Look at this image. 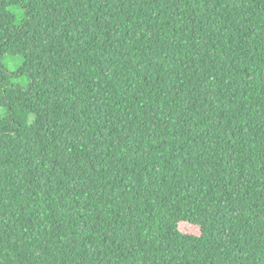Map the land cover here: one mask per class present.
I'll return each mask as SVG.
<instances>
[{
  "label": "trees",
  "instance_id": "obj_1",
  "mask_svg": "<svg viewBox=\"0 0 264 264\" xmlns=\"http://www.w3.org/2000/svg\"><path fill=\"white\" fill-rule=\"evenodd\" d=\"M0 264H264V0H0Z\"/></svg>",
  "mask_w": 264,
  "mask_h": 264
},
{
  "label": "rangeland",
  "instance_id": "obj_2",
  "mask_svg": "<svg viewBox=\"0 0 264 264\" xmlns=\"http://www.w3.org/2000/svg\"><path fill=\"white\" fill-rule=\"evenodd\" d=\"M16 13L18 14V23L21 21V15L22 11L19 9H15ZM21 64V59L19 58H11L9 60H6L4 62V65L10 70V71H15L16 67ZM179 228L182 232L188 233V234H194V235H199L200 234V229L198 227H195L191 224L187 223H181L179 225Z\"/></svg>",
  "mask_w": 264,
  "mask_h": 264
}]
</instances>
